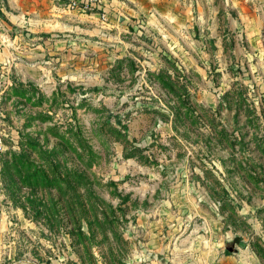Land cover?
I'll return each mask as SVG.
<instances>
[{
  "label": "rangeland",
  "instance_id": "obj_1",
  "mask_svg": "<svg viewBox=\"0 0 264 264\" xmlns=\"http://www.w3.org/2000/svg\"><path fill=\"white\" fill-rule=\"evenodd\" d=\"M57 1L0 10L10 264H264V0Z\"/></svg>",
  "mask_w": 264,
  "mask_h": 264
},
{
  "label": "crops",
  "instance_id": "obj_2",
  "mask_svg": "<svg viewBox=\"0 0 264 264\" xmlns=\"http://www.w3.org/2000/svg\"><path fill=\"white\" fill-rule=\"evenodd\" d=\"M132 0H117L115 4H130ZM146 2V0H144ZM57 0H3V6H0L1 13L15 25H22V23H29L30 27L38 28L39 22L47 23V17L57 8ZM155 0H147L143 4V9L148 12L152 7H155ZM157 4V2H156ZM159 4V3H158ZM161 5V3L159 4ZM28 14V15H27ZM150 14V13H149ZM1 19V18H0ZM2 197V188L0 185V198ZM12 211V212H11ZM20 212L16 210H5L0 204V264H10L15 257L16 241L15 236L11 240H7L8 235L14 234L16 221L12 218H20ZM193 264H243L240 257L232 254H227L218 259H212L210 262Z\"/></svg>",
  "mask_w": 264,
  "mask_h": 264
},
{
  "label": "built area",
  "instance_id": "obj_3",
  "mask_svg": "<svg viewBox=\"0 0 264 264\" xmlns=\"http://www.w3.org/2000/svg\"><path fill=\"white\" fill-rule=\"evenodd\" d=\"M117 0H69V6L78 11H91L98 9V12L103 16L105 14L106 5L114 3ZM3 135L0 132V152L3 149Z\"/></svg>",
  "mask_w": 264,
  "mask_h": 264
},
{
  "label": "water",
  "instance_id": "obj_4",
  "mask_svg": "<svg viewBox=\"0 0 264 264\" xmlns=\"http://www.w3.org/2000/svg\"><path fill=\"white\" fill-rule=\"evenodd\" d=\"M228 249H231V247L228 246Z\"/></svg>",
  "mask_w": 264,
  "mask_h": 264
},
{
  "label": "trees",
  "instance_id": "obj_5",
  "mask_svg": "<svg viewBox=\"0 0 264 264\" xmlns=\"http://www.w3.org/2000/svg\"><path fill=\"white\" fill-rule=\"evenodd\" d=\"M225 252H228L227 250H225Z\"/></svg>",
  "mask_w": 264,
  "mask_h": 264
}]
</instances>
